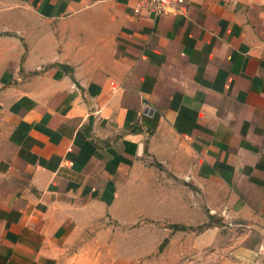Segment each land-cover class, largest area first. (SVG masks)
<instances>
[{"label":"crops","instance_id":"crops-1","mask_svg":"<svg viewBox=\"0 0 264 264\" xmlns=\"http://www.w3.org/2000/svg\"><path fill=\"white\" fill-rule=\"evenodd\" d=\"M176 2L0 0V264L264 263V0Z\"/></svg>","mask_w":264,"mask_h":264},{"label":"rangeland","instance_id":"rangeland-1","mask_svg":"<svg viewBox=\"0 0 264 264\" xmlns=\"http://www.w3.org/2000/svg\"><path fill=\"white\" fill-rule=\"evenodd\" d=\"M159 223L160 225L158 228L160 229L168 226L165 221ZM162 224H165V226ZM153 229L157 232L156 226L155 228L153 227ZM199 230V227L193 228V231H191L192 233H188L187 236L190 237L192 235L195 238V235L199 233ZM185 236L186 235H183V238L179 239V241L175 243V246L171 248L166 246L167 240H164L166 241V244L162 247L164 243L163 241L159 249L157 248L158 250H156L153 255L139 258V260L130 259V262L136 261V264H264L262 260H250L246 262L240 260L233 255L230 247L199 249L196 248L195 243L192 242L193 247L190 249L188 244L185 246ZM146 237L147 239L145 240L144 247L145 250L148 251L152 247L155 237L152 236V240H149V238H151L150 235L146 234Z\"/></svg>","mask_w":264,"mask_h":264},{"label":"built area","instance_id":"built-area-1","mask_svg":"<svg viewBox=\"0 0 264 264\" xmlns=\"http://www.w3.org/2000/svg\"><path fill=\"white\" fill-rule=\"evenodd\" d=\"M157 14H174L176 0H147Z\"/></svg>","mask_w":264,"mask_h":264},{"label":"trees","instance_id":"trees-1","mask_svg":"<svg viewBox=\"0 0 264 264\" xmlns=\"http://www.w3.org/2000/svg\"><path fill=\"white\" fill-rule=\"evenodd\" d=\"M175 230H183L184 228L183 227H180V226H174L173 227ZM166 244V241H164V243H163V245H162V247L164 246Z\"/></svg>","mask_w":264,"mask_h":264}]
</instances>
